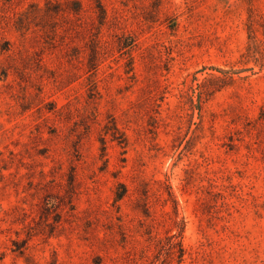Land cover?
<instances>
[{"label":"rangeland","instance_id":"rangeland-1","mask_svg":"<svg viewBox=\"0 0 264 264\" xmlns=\"http://www.w3.org/2000/svg\"><path fill=\"white\" fill-rule=\"evenodd\" d=\"M81 1L0 0V264L164 259L168 187L180 264H264V0Z\"/></svg>","mask_w":264,"mask_h":264},{"label":"trees","instance_id":"trees-1","mask_svg":"<svg viewBox=\"0 0 264 264\" xmlns=\"http://www.w3.org/2000/svg\"><path fill=\"white\" fill-rule=\"evenodd\" d=\"M9 1L11 0H4V2H9ZM94 2L97 10H94L95 17H92V25H94L95 19H97L98 24L95 25V27L98 29L107 24L108 12L102 0H94ZM31 8H32V12L37 14L38 15L37 17H40V19L42 20L54 19L56 18V16H60V18H62L65 22H68L70 24L74 23L76 26H80V23L77 24V21L80 20V17L84 10L83 3L81 0H66L65 2L46 0L45 5L43 7L37 3H32ZM22 25L24 24L21 18H18L15 22L16 29L21 30L23 27ZM98 37L99 36L93 38L90 44V48H91V55L89 59L90 70L95 69L99 61L101 45L99 44L100 38ZM1 48L2 50L10 49L8 44H5V46H2ZM69 178H70V184H74L75 173L73 171L70 173ZM118 188L119 189L116 191V194L114 196L115 202H119L125 199L126 197H129V189L124 183H119ZM167 195L168 196L163 199V202L164 204L171 202L172 209L170 211H166L165 216H167L168 219L172 221V225L173 227L176 228V232L168 237V245H167L168 248L166 252V257L161 260L157 259V261H159V264H168L174 258H177V262L180 264L183 261L184 256L186 254V249L184 248L182 243V234L184 232L185 223L183 219L179 218L177 202L174 199L170 187H168ZM143 209L146 217H152L147 202L143 204ZM153 221H155L154 218ZM157 261H155L152 258L151 260L148 261L147 264H156Z\"/></svg>","mask_w":264,"mask_h":264}]
</instances>
